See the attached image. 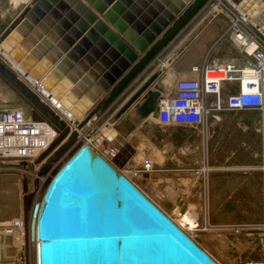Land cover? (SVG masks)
I'll return each instance as SVG.
<instances>
[{"label":"water","instance_id":"obj_1","mask_svg":"<svg viewBox=\"0 0 264 264\" xmlns=\"http://www.w3.org/2000/svg\"><path fill=\"white\" fill-rule=\"evenodd\" d=\"M231 1L264 31V0ZM208 2L28 0L0 33V77L28 104L32 119H46L57 131L34 157V181L74 144L43 182L29 221L32 194L22 178L31 264H221L166 212L170 202L157 203L119 169L132 150L110 122L101 133L117 147L112 158L76 141L77 129L123 94ZM22 75L59 100L75 128ZM157 76H147L117 114L138 99L136 113L156 117Z\"/></svg>","mask_w":264,"mask_h":264},{"label":"crops","instance_id":"obj_2","mask_svg":"<svg viewBox=\"0 0 264 264\" xmlns=\"http://www.w3.org/2000/svg\"><path fill=\"white\" fill-rule=\"evenodd\" d=\"M27 2L16 3L14 0H7V3L13 7L20 3L22 5L11 14L1 32ZM6 11H8L7 7L0 6V15H6ZM229 22L230 16L224 6L220 3L213 5L212 0H209L158 53L135 82L106 109L99 112L101 129L110 122L129 142L131 156L119 166V169L141 188L144 184L148 185L152 197H159L156 198V202L167 204L170 202L171 205L187 206L188 209L189 205L193 204L195 219L209 213L211 218L220 220L216 221L213 227L220 232L264 235V171L258 167L262 160L261 150L264 148V128L260 132V148L252 154L253 159L232 161L233 165L224 168L231 170L223 172H215L213 169H217V166H214L208 171V183H204L192 169L202 160L200 158L203 152L200 148L203 143L202 138H191L189 134H184L183 138L177 141L175 137L165 134L167 131L190 129L198 131V129L184 124H159L152 114L140 117L135 110V102L138 99L117 114L127 96L152 72H158L155 82L162 87V97H168L174 93L175 79L181 77L176 69L181 61L190 67L204 62L216 64L222 60H231L243 65L244 54L240 46L229 36ZM196 75V71L188 69L182 76ZM237 86L236 80H224L222 94L235 91ZM211 96L212 94L209 95ZM212 118H214L213 122L223 119L219 115L210 116L209 120ZM145 155L152 156L154 168L148 172L133 174V171L141 165ZM251 168L258 169L262 172V176L259 179H251L248 176ZM228 174H233L232 176L240 174V177L226 178ZM202 185H207L206 192L202 189ZM256 253V259L264 260V246H259ZM243 260L245 263L249 258L241 257V261Z\"/></svg>","mask_w":264,"mask_h":264},{"label":"built area","instance_id":"obj_3","mask_svg":"<svg viewBox=\"0 0 264 264\" xmlns=\"http://www.w3.org/2000/svg\"><path fill=\"white\" fill-rule=\"evenodd\" d=\"M231 1V0H230ZM212 0L213 5L220 3L230 16L228 32L230 38L240 46L243 65L231 60H222L216 64L204 62L191 66L196 76H181L175 79L174 93L162 97L155 117L159 124H184L200 127V133L207 130L209 117H215L226 109H254L259 112V123L264 128V31L232 1ZM215 72L216 74H211ZM220 72L223 74L220 75ZM29 81L43 100L67 119L71 128H75L74 116L65 111L59 100L50 95L40 85ZM224 80H236L237 89L226 95L222 94ZM212 94L211 97L209 95ZM98 115L92 116L77 129L76 141L90 143L107 158H112L117 147L101 133V128L90 133L89 127ZM55 127L46 119H32L30 112L21 108L0 109V165L20 162L25 158L34 159L56 136ZM261 162L258 167L264 171V148L261 150ZM210 165L206 159L192 167L202 182H206ZM154 168L152 156L145 155L141 165L133 174L151 171ZM26 170V168H22ZM188 210V209H186ZM26 229L23 216L0 220V251L3 239L15 233L24 234ZM0 264H2L0 254ZM244 264H264V260L249 259Z\"/></svg>","mask_w":264,"mask_h":264},{"label":"rangeland","instance_id":"obj_4","mask_svg":"<svg viewBox=\"0 0 264 264\" xmlns=\"http://www.w3.org/2000/svg\"><path fill=\"white\" fill-rule=\"evenodd\" d=\"M21 5L22 3L13 7L7 3V0H0V6L7 7L9 11V13L6 11V15H0V32L8 23L11 14L19 9ZM182 62L184 61H181L176 66L181 76L188 69H191L190 66ZM3 108H21L25 112L29 111L28 104L0 77V109ZM219 116L223 117L222 121L213 122L214 118L210 119L204 134L194 129L167 131L165 134L175 137L177 141L183 138L184 134H189L191 138H202L203 143L200 148L203 152L201 151L200 158L206 159L211 166L210 168L217 166V169H213L215 172L231 170L224 168H229L230 165H233L231 164L232 161L253 159L254 156L252 154L260 148V132L263 128L258 120L259 112L254 109H226L221 111ZM100 128L101 114L93 120L89 130L90 133H95ZM73 146V143H69L50 162L45 172L38 175L37 182L33 178L39 165L34 163V159L28 161L25 167L20 162L0 165V220L23 216L22 178L27 176V191L32 194L27 210V219L29 221L33 203L41 198L40 190L43 182L55 166L64 162ZM23 167L26 170H23ZM250 170L251 172L248 176L251 179H259L262 176V172L258 171V169L251 168ZM206 174V182L208 183L209 172ZM232 175L228 174L226 178L240 177V174ZM142 189L155 201L156 198H159L156 196V198L152 197V192H150L148 185L144 184ZM202 189L206 192L207 185H202ZM207 204H204V206ZM189 206L188 209L187 206L172 204L166 209V212L221 264H244V260L241 261V257L256 259V252L259 250V246H264V235L220 232L213 228L214 223L220 220L211 218L209 213L206 216L196 217V224L193 225L195 227H191L192 225L185 219L188 215L195 217V209L193 204ZM189 210L191 211L189 212ZM1 254L2 264H31L32 250L29 231L25 229L24 234L15 233L5 237L4 243L1 244Z\"/></svg>","mask_w":264,"mask_h":264},{"label":"bare ground","instance_id":"obj_5","mask_svg":"<svg viewBox=\"0 0 264 264\" xmlns=\"http://www.w3.org/2000/svg\"><path fill=\"white\" fill-rule=\"evenodd\" d=\"M14 1H15L16 3H19V2H22V1L27 2L28 0H14ZM11 60H12L13 64L16 65V62H15L13 59H11ZM211 74H216V73H215V72H212ZM222 74H223V73L220 72V75H222ZM64 140H66V137L62 139V142H63ZM185 220H186L187 222H189L190 225H192L191 227H195V226H193V225L196 224V219H195L194 216H192V215H188L187 218H186ZM196 226H197V225H196Z\"/></svg>","mask_w":264,"mask_h":264},{"label":"flooded vegetation","instance_id":"obj_6","mask_svg":"<svg viewBox=\"0 0 264 264\" xmlns=\"http://www.w3.org/2000/svg\"><path fill=\"white\" fill-rule=\"evenodd\" d=\"M194 128H196V129H198L200 131V127H194Z\"/></svg>","mask_w":264,"mask_h":264}]
</instances>
